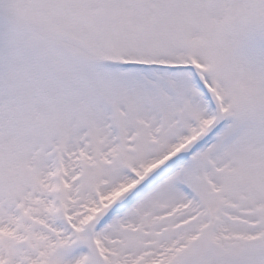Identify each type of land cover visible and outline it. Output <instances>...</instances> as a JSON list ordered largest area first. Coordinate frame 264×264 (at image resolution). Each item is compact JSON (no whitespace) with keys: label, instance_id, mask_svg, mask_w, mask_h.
I'll return each instance as SVG.
<instances>
[{"label":"rangeland","instance_id":"374dc122","mask_svg":"<svg viewBox=\"0 0 264 264\" xmlns=\"http://www.w3.org/2000/svg\"><path fill=\"white\" fill-rule=\"evenodd\" d=\"M0 264H264V0H0Z\"/></svg>","mask_w":264,"mask_h":264},{"label":"bare ground","instance_id":"6f19581e","mask_svg":"<svg viewBox=\"0 0 264 264\" xmlns=\"http://www.w3.org/2000/svg\"><path fill=\"white\" fill-rule=\"evenodd\" d=\"M197 74H198V72H197ZM198 81L199 82H202V78L199 76V78H198ZM206 91V90H205ZM207 92V94L209 95V96H211V94H210V92L207 90L206 91ZM200 107H202V106H200ZM202 109L205 111L206 110V108L205 107H202ZM219 114V113H218ZM220 117V116H219ZM218 117V118H219ZM221 118V117H220ZM244 135V134H243ZM243 135L241 136V137H243ZM183 198H186V195H184V194H179L177 191H172L170 194H169V197H168V199H169V201H175V200H182Z\"/></svg>","mask_w":264,"mask_h":264}]
</instances>
